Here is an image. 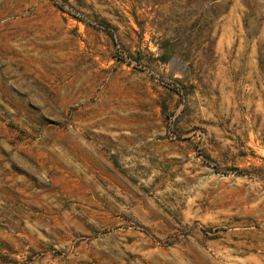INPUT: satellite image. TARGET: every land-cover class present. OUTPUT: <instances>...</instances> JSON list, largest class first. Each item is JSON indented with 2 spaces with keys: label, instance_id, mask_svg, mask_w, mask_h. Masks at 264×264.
<instances>
[{
  "label": "rangeland",
  "instance_id": "obj_1",
  "mask_svg": "<svg viewBox=\"0 0 264 264\" xmlns=\"http://www.w3.org/2000/svg\"><path fill=\"white\" fill-rule=\"evenodd\" d=\"M0 264H264V0H0Z\"/></svg>",
  "mask_w": 264,
  "mask_h": 264
}]
</instances>
